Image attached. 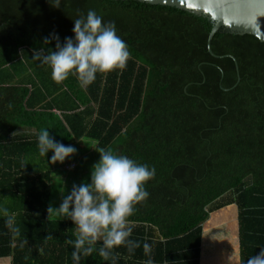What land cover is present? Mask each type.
Returning <instances> with one entry per match:
<instances>
[{"label": "trees", "instance_id": "1", "mask_svg": "<svg viewBox=\"0 0 264 264\" xmlns=\"http://www.w3.org/2000/svg\"><path fill=\"white\" fill-rule=\"evenodd\" d=\"M89 10L115 23L130 59L86 88L58 84L33 52L55 50L51 33L73 37ZM213 27L136 0H0V264H74L75 225L47 211L42 129L155 168L130 217L138 246L113 249L116 264H247L264 249V42L219 32L211 54ZM101 243L80 264H112Z\"/></svg>", "mask_w": 264, "mask_h": 264}, {"label": "clouds", "instance_id": "2", "mask_svg": "<svg viewBox=\"0 0 264 264\" xmlns=\"http://www.w3.org/2000/svg\"><path fill=\"white\" fill-rule=\"evenodd\" d=\"M50 4L59 9L62 0H50ZM73 21V37L61 42L57 33H51L43 43L47 46L55 42V50L42 47L33 52L34 61L50 66L56 83L76 77L80 86L86 88L96 80L98 73H111L127 66L131 53L126 41L118 35L114 22H105L95 10ZM38 149L41 157L53 153V164H63L77 151L71 145L57 142L47 129H42L38 135ZM99 154L100 160L91 171V182L74 184L71 192L63 195L58 208L50 205L47 209L49 215H59L75 225L78 236L65 241L74 246V264H80L82 256L96 251L98 241H102L99 255L105 260L111 259L112 264H116L111 255L113 249L126 245L132 251L138 246L129 239L130 217L136 206L148 199L150 193L146 185L156 174L155 168L126 155L104 149ZM144 248L148 250L150 245L145 243ZM146 264H153V261L149 259ZM247 264H264V249Z\"/></svg>", "mask_w": 264, "mask_h": 264}, {"label": "water", "instance_id": "3", "mask_svg": "<svg viewBox=\"0 0 264 264\" xmlns=\"http://www.w3.org/2000/svg\"><path fill=\"white\" fill-rule=\"evenodd\" d=\"M154 6H166L204 17L214 24L209 37L212 41L219 32L252 35L264 42V0H136Z\"/></svg>", "mask_w": 264, "mask_h": 264}, {"label": "rangeland", "instance_id": "4", "mask_svg": "<svg viewBox=\"0 0 264 264\" xmlns=\"http://www.w3.org/2000/svg\"><path fill=\"white\" fill-rule=\"evenodd\" d=\"M77 149L76 153L67 159L68 166L75 165V168L68 170V166L53 165L55 172L52 177L53 196L51 206L58 208L62 203L63 195L71 192L74 184L88 183L91 179L93 166L99 162L100 154L98 145L91 140H82L72 145ZM70 171V172H69ZM57 220H68L63 217L51 214Z\"/></svg>", "mask_w": 264, "mask_h": 264}, {"label": "crops", "instance_id": "5", "mask_svg": "<svg viewBox=\"0 0 264 264\" xmlns=\"http://www.w3.org/2000/svg\"><path fill=\"white\" fill-rule=\"evenodd\" d=\"M94 142V141H93ZM96 143V142H95ZM97 144V143H96ZM58 165H61V166H65V165H68V162H67V160L63 163V164H60V163H57ZM56 163L55 164H53L52 163V165H57ZM55 173V172H54Z\"/></svg>", "mask_w": 264, "mask_h": 264}, {"label": "built area", "instance_id": "6", "mask_svg": "<svg viewBox=\"0 0 264 264\" xmlns=\"http://www.w3.org/2000/svg\"><path fill=\"white\" fill-rule=\"evenodd\" d=\"M67 166H68V165H67ZM67 168H68V170H72L73 168H75V165L72 164V165L68 166ZM69 172H70V171H69Z\"/></svg>", "mask_w": 264, "mask_h": 264}]
</instances>
